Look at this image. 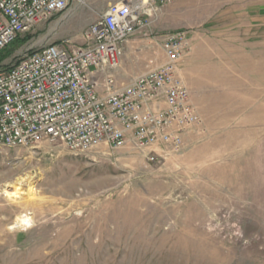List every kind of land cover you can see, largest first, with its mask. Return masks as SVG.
Listing matches in <instances>:
<instances>
[{
    "label": "rangeland",
    "instance_id": "374dc122",
    "mask_svg": "<svg viewBox=\"0 0 264 264\" xmlns=\"http://www.w3.org/2000/svg\"><path fill=\"white\" fill-rule=\"evenodd\" d=\"M116 1L75 0L0 67L49 42L82 45ZM144 1L125 61L139 74L160 65L163 38L184 33L178 77L198 123L153 160L129 146L0 145V264H264V0Z\"/></svg>",
    "mask_w": 264,
    "mask_h": 264
},
{
    "label": "built area",
    "instance_id": "2783aa9c",
    "mask_svg": "<svg viewBox=\"0 0 264 264\" xmlns=\"http://www.w3.org/2000/svg\"><path fill=\"white\" fill-rule=\"evenodd\" d=\"M74 1L0 0V53ZM146 6L110 2L83 32L82 45L49 42L0 67V145L60 142L75 153L129 146L149 160L156 146L179 151L184 132L199 121L178 77L186 35L163 38L164 63L128 82L116 77L126 44L144 27Z\"/></svg>",
    "mask_w": 264,
    "mask_h": 264
},
{
    "label": "crops",
    "instance_id": "0c3cea01",
    "mask_svg": "<svg viewBox=\"0 0 264 264\" xmlns=\"http://www.w3.org/2000/svg\"><path fill=\"white\" fill-rule=\"evenodd\" d=\"M105 7L106 6H103L100 10H101V12L105 9ZM75 9V7L73 8V6L67 11V12H65L64 13V15L66 14V16H69L71 13H72V11ZM99 14V13H98ZM98 14L96 13V15L98 16ZM126 50H128V46H126ZM127 54L128 53H124V57H125V59L123 58V60H122V62H121V64H120V68L117 70V72H116V77H117V79L120 81V82H128L129 80H130V78L131 77H133L134 75H137V74H139V72L138 73H136V71L135 70H133L132 68H131V65L130 64H128V62L127 61H125L126 60V56H127ZM141 73V72H140Z\"/></svg>",
    "mask_w": 264,
    "mask_h": 264
},
{
    "label": "trees",
    "instance_id": "16d2710c",
    "mask_svg": "<svg viewBox=\"0 0 264 264\" xmlns=\"http://www.w3.org/2000/svg\"><path fill=\"white\" fill-rule=\"evenodd\" d=\"M3 54H5V53H2V54L0 53V59H1V57L3 56Z\"/></svg>",
    "mask_w": 264,
    "mask_h": 264
},
{
    "label": "bare ground",
    "instance_id": "6f19581e",
    "mask_svg": "<svg viewBox=\"0 0 264 264\" xmlns=\"http://www.w3.org/2000/svg\"><path fill=\"white\" fill-rule=\"evenodd\" d=\"M137 2L139 1L140 2V0H136ZM142 1V0H141Z\"/></svg>",
    "mask_w": 264,
    "mask_h": 264
}]
</instances>
